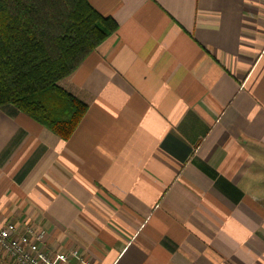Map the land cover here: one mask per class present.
<instances>
[{
    "label": "crops",
    "instance_id": "1",
    "mask_svg": "<svg viewBox=\"0 0 264 264\" xmlns=\"http://www.w3.org/2000/svg\"><path fill=\"white\" fill-rule=\"evenodd\" d=\"M116 30L58 85L67 140L0 107V223L69 264H264V0H89Z\"/></svg>",
    "mask_w": 264,
    "mask_h": 264
},
{
    "label": "trees",
    "instance_id": "2",
    "mask_svg": "<svg viewBox=\"0 0 264 264\" xmlns=\"http://www.w3.org/2000/svg\"><path fill=\"white\" fill-rule=\"evenodd\" d=\"M116 28L89 0H0V107L67 140L87 104L58 81Z\"/></svg>",
    "mask_w": 264,
    "mask_h": 264
},
{
    "label": "built area",
    "instance_id": "3",
    "mask_svg": "<svg viewBox=\"0 0 264 264\" xmlns=\"http://www.w3.org/2000/svg\"><path fill=\"white\" fill-rule=\"evenodd\" d=\"M76 251L53 252L45 247L44 232L28 224L0 223V264H69ZM77 264H90L79 257Z\"/></svg>",
    "mask_w": 264,
    "mask_h": 264
}]
</instances>
